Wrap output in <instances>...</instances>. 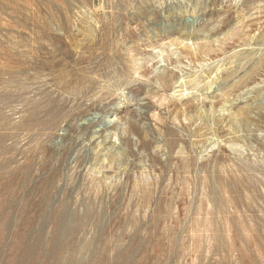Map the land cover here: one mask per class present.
I'll list each match as a JSON object with an SVG mask.
<instances>
[{
  "label": "rangeland",
  "instance_id": "374dc122",
  "mask_svg": "<svg viewBox=\"0 0 264 264\" xmlns=\"http://www.w3.org/2000/svg\"><path fill=\"white\" fill-rule=\"evenodd\" d=\"M0 264H264V0H0Z\"/></svg>",
  "mask_w": 264,
  "mask_h": 264
},
{
  "label": "bare ground",
  "instance_id": "6f19581e",
  "mask_svg": "<svg viewBox=\"0 0 264 264\" xmlns=\"http://www.w3.org/2000/svg\"><path fill=\"white\" fill-rule=\"evenodd\" d=\"M235 142V141H234ZM230 143V142H229ZM118 154V153H117ZM115 159V158H112V160ZM103 160V159H102Z\"/></svg>",
  "mask_w": 264,
  "mask_h": 264
}]
</instances>
